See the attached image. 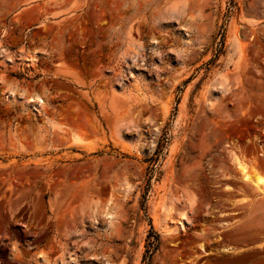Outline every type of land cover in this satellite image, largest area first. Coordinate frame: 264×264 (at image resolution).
I'll use <instances>...</instances> for the list:
<instances>
[{"label":"rangeland","instance_id":"rangeland-1","mask_svg":"<svg viewBox=\"0 0 264 264\" xmlns=\"http://www.w3.org/2000/svg\"><path fill=\"white\" fill-rule=\"evenodd\" d=\"M250 168L264 0H0V264H264Z\"/></svg>","mask_w":264,"mask_h":264},{"label":"trees","instance_id":"trees-1","mask_svg":"<svg viewBox=\"0 0 264 264\" xmlns=\"http://www.w3.org/2000/svg\"><path fill=\"white\" fill-rule=\"evenodd\" d=\"M222 39H223V36L221 35L220 41L217 44L216 53L214 55V58H212L206 64L207 67H205V69H208V67L212 66L214 64L216 58L218 57V55L222 52V50H223V40ZM187 82H188V80L184 82V85ZM178 102H179V100L176 101V106H177ZM175 110H176V108H175ZM166 140H167V137L165 134H163L161 139H160V142L158 143L156 150L154 152V157H152L148 160V162H149V167L147 168V176L148 177L146 180V188L144 189V194L142 196L143 203H145V198H146L147 192L149 190V183H150V180L152 178L153 172L155 170L154 165L158 160L159 154L161 153V150H162L164 144L166 143ZM149 226H150L151 233L153 234L152 235L153 240L152 241L149 240V236H148L147 244H146V250H145L144 257H143V261L145 262V264H150L151 255L155 251V249L157 247V243H158V236L152 231V226L150 225V221H149Z\"/></svg>","mask_w":264,"mask_h":264},{"label":"bare ground","instance_id":"bare-ground-1","mask_svg":"<svg viewBox=\"0 0 264 264\" xmlns=\"http://www.w3.org/2000/svg\"><path fill=\"white\" fill-rule=\"evenodd\" d=\"M242 175L246 180L253 181L255 186L259 189L264 190V180L260 177L259 173L256 170L250 169H242ZM252 177V178H251ZM254 179V180H251ZM180 219L177 221L178 228L180 227ZM160 228V227H159Z\"/></svg>","mask_w":264,"mask_h":264},{"label":"water","instance_id":"water-1","mask_svg":"<svg viewBox=\"0 0 264 264\" xmlns=\"http://www.w3.org/2000/svg\"><path fill=\"white\" fill-rule=\"evenodd\" d=\"M30 106H31V108L34 109L35 107L38 106V103L34 104L33 102H31V105ZM121 192L124 195L127 192L126 188L122 189Z\"/></svg>","mask_w":264,"mask_h":264}]
</instances>
